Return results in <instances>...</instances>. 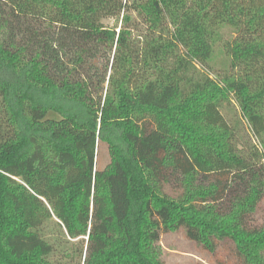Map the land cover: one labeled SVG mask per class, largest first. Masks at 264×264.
<instances>
[{
    "label": "trees",
    "instance_id": "obj_1",
    "mask_svg": "<svg viewBox=\"0 0 264 264\" xmlns=\"http://www.w3.org/2000/svg\"><path fill=\"white\" fill-rule=\"evenodd\" d=\"M233 101L264 146V0H0V264H169L173 230L264 264Z\"/></svg>",
    "mask_w": 264,
    "mask_h": 264
},
{
    "label": "rangeland",
    "instance_id": "obj_2",
    "mask_svg": "<svg viewBox=\"0 0 264 264\" xmlns=\"http://www.w3.org/2000/svg\"><path fill=\"white\" fill-rule=\"evenodd\" d=\"M106 25L116 26L117 19H106ZM225 38H231L235 36L230 30H226ZM225 55L218 53L216 59L212 62L213 71L208 70L212 77H217V74H223L231 72L230 66H226L223 62ZM201 68V66L199 67ZM231 69V70H230ZM207 70V68H205ZM222 113L229 123L235 128L237 144L239 148L250 150V147L254 144L256 148L264 155V146L258 137L253 134L248 121L243 119L241 121V111L237 103L233 101L222 109ZM109 161V152L107 146L103 147L101 165L105 166ZM264 166V160L259 165ZM252 223L262 224L264 223V199L261 201L257 210L252 214ZM48 230L52 233H59V228L53 223L48 224ZM220 247L217 252V256L222 257L226 262L234 260L235 256H231L230 250L224 248V244L233 246L231 241H220ZM162 246V258L169 264H216L215 256L211 253L204 252L200 249L199 245L192 240L186 238L183 230H173L168 233H163L161 238Z\"/></svg>",
    "mask_w": 264,
    "mask_h": 264
}]
</instances>
